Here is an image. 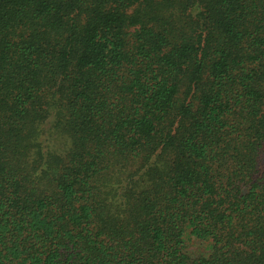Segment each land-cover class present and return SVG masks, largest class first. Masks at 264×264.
<instances>
[{"label": "trees", "instance_id": "obj_1", "mask_svg": "<svg viewBox=\"0 0 264 264\" xmlns=\"http://www.w3.org/2000/svg\"><path fill=\"white\" fill-rule=\"evenodd\" d=\"M0 264H264V0H0Z\"/></svg>", "mask_w": 264, "mask_h": 264}]
</instances>
